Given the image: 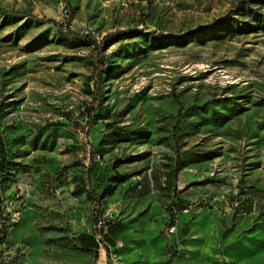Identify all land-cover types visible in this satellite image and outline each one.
I'll return each mask as SVG.
<instances>
[{"label":"rangeland","instance_id":"obj_1","mask_svg":"<svg viewBox=\"0 0 264 264\" xmlns=\"http://www.w3.org/2000/svg\"><path fill=\"white\" fill-rule=\"evenodd\" d=\"M64 8L100 51L63 41ZM222 17L252 27L211 38ZM0 142V264L78 259L51 250L90 230L91 153L118 161L100 206L118 264H264V0H0ZM173 163L188 205L170 233Z\"/></svg>","mask_w":264,"mask_h":264},{"label":"trees","instance_id":"obj_2","mask_svg":"<svg viewBox=\"0 0 264 264\" xmlns=\"http://www.w3.org/2000/svg\"><path fill=\"white\" fill-rule=\"evenodd\" d=\"M53 25L56 27L57 32L62 37L63 41L69 43V44H79L82 42H88L92 45L94 49L97 51L101 50L102 43L97 42L93 36L82 34L71 30L69 28V23L64 22L63 23H56L53 20H50ZM250 27H252V24L249 23H243L242 26L238 27L234 23L231 22L230 19H227L226 17H222L219 19H216L215 22H212L209 26V33L210 37L216 39L218 37V32L220 35H223L226 32H233V30H243L244 32H249ZM122 34V33H121ZM100 59H97L99 61ZM100 67L94 66L92 67V75L87 76L85 79V84L87 87V93L90 95H94V91L96 90L98 83L95 75L99 78L100 74ZM89 82L92 83V88L90 90L89 88ZM93 99L95 98L92 96ZM90 122L87 120L86 126L89 127ZM35 141V140H34ZM35 146V143L33 144V147ZM42 146V145H41ZM50 148V147H49ZM36 149V147L32 148V150ZM43 149V147H41ZM6 154L3 151L2 143L0 142V163L1 167L10 168L13 164L11 161L6 160ZM95 154L91 153L88 157L87 164L85 165L84 172L80 177L77 178V182L81 184L80 188H77L79 191L82 189L84 192L85 197L93 204V213L94 215L91 216L92 223L96 220V217H98L101 214V200L109 196L112 192L113 186L119 181L120 174L118 175L116 173V166L118 161L114 160L110 164H106L100 161L94 160ZM176 161V159L174 160ZM178 165V166H177ZM167 166L165 170L161 171V177H162V185L163 188L167 191L174 192L173 197L171 201L168 203V216H169V222L167 226L173 225V221L175 219V210L181 209L182 207L186 206L188 203L184 199H180L177 197V191L174 190V178L176 173L183 167L181 164H177ZM1 206V202H0ZM242 207L246 213L250 212L251 210V203L245 202L242 204ZM122 224L120 223H114V222H107V229L113 232L114 230L120 229ZM1 232H4V227L1 229ZM105 232V233H106ZM181 234H186V228L183 227L181 229ZM105 240V237H104Z\"/></svg>","mask_w":264,"mask_h":264},{"label":"crops","instance_id":"obj_3","mask_svg":"<svg viewBox=\"0 0 264 264\" xmlns=\"http://www.w3.org/2000/svg\"><path fill=\"white\" fill-rule=\"evenodd\" d=\"M30 159L34 165L39 164V162L43 160L42 157H39L38 155L31 156ZM177 197L184 199L180 197L178 193ZM184 200L187 201L186 199ZM88 227L89 224H87L84 229L70 234L71 236L68 237L64 243V246L61 248L51 250L52 253H55L56 255H59V253L62 252V256L72 255L71 257L78 258L76 260L71 259L69 261H65L58 257L60 264H108V259L104 255L105 251L97 247L92 236L89 234ZM118 230H114L113 232L108 230L106 233H104L107 244L115 247V243L119 239L117 234Z\"/></svg>","mask_w":264,"mask_h":264},{"label":"built area","instance_id":"obj_4","mask_svg":"<svg viewBox=\"0 0 264 264\" xmlns=\"http://www.w3.org/2000/svg\"><path fill=\"white\" fill-rule=\"evenodd\" d=\"M65 10L66 9L64 8L63 13L65 12ZM62 16L64 18L59 23H63L65 20V17H66L65 13L62 14ZM69 28H70V26H69ZM75 32L79 33L80 35L87 34V35H91L94 38H96L95 32H93L90 28H87V29L81 30V31L76 30ZM96 161H100V160H98V158H96ZM112 216L113 215L110 211H106L104 214H100L98 217H96V220L91 224L89 234L92 236L97 247L99 249L105 251L107 253V255L109 256L108 264H118V262L115 258V251H114L115 247L107 244L106 241L104 240V235H105L104 233L106 232V229H107V222H113ZM168 227H169L168 231L170 233H172L173 225L168 226Z\"/></svg>","mask_w":264,"mask_h":264}]
</instances>
